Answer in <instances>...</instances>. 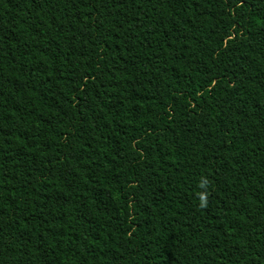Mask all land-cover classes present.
I'll list each match as a JSON object with an SVG mask.
<instances>
[{
    "label": "trees",
    "instance_id": "1",
    "mask_svg": "<svg viewBox=\"0 0 264 264\" xmlns=\"http://www.w3.org/2000/svg\"><path fill=\"white\" fill-rule=\"evenodd\" d=\"M0 264H264V0H0Z\"/></svg>",
    "mask_w": 264,
    "mask_h": 264
}]
</instances>
